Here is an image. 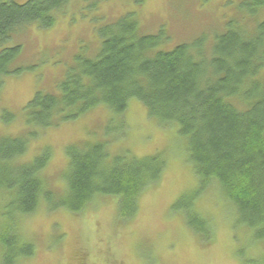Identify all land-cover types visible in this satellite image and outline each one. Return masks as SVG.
Returning <instances> with one entry per match:
<instances>
[{
	"label": "trees",
	"instance_id": "16d2710c",
	"mask_svg": "<svg viewBox=\"0 0 264 264\" xmlns=\"http://www.w3.org/2000/svg\"><path fill=\"white\" fill-rule=\"evenodd\" d=\"M68 1L0 0V88L5 77L24 69L16 62L20 45H7L11 36L30 24L51 26ZM240 6L244 13L226 20L208 47L204 37L165 47L166 33H143L134 11L102 24L96 52L76 55L55 91L37 90L27 101L26 124L54 127L99 105L120 116L136 99L160 126L176 127L197 179L196 190L180 195L172 209L182 210L188 227L209 239V222L195 200L216 185L234 207V226H245L252 240L264 243V17H257L264 0H243ZM1 116L12 117L7 111ZM34 132L0 136V264H17L34 253L17 221L41 200L49 209L78 213L96 196H113L124 222L135 216L140 194L165 166L158 152L111 154L105 140L71 143L65 148V190L55 197L40 174L49 147L18 161Z\"/></svg>",
	"mask_w": 264,
	"mask_h": 264
},
{
	"label": "rangeland",
	"instance_id": "374dc122",
	"mask_svg": "<svg viewBox=\"0 0 264 264\" xmlns=\"http://www.w3.org/2000/svg\"><path fill=\"white\" fill-rule=\"evenodd\" d=\"M242 1L143 0L136 5L133 0H69L51 26L30 24L15 31L7 45H20L16 62L24 69L3 79L0 136L35 131L18 161L49 147L50 158L40 174L55 197L65 190L68 144L105 140L111 154L126 149L135 156L158 152L165 159L159 179L140 194L137 213L124 222L116 214L113 196H96L78 213L49 209L41 200L33 213L18 218V232L34 245V253L17 264H253L250 260L264 259V243L252 240L245 226H234V207L216 185H209L195 200L196 210L209 222V239L188 227L182 210L172 209L180 195L196 190L197 179L176 127L160 126L138 100H130L120 116L99 105L73 121L47 128L27 125L23 109L35 91H55L76 55L96 52L98 28L126 12L136 13L143 33L162 29L168 36L165 47L200 37L208 47L226 20L244 13ZM257 17H264L263 9ZM3 111L11 119L3 120Z\"/></svg>",
	"mask_w": 264,
	"mask_h": 264
}]
</instances>
